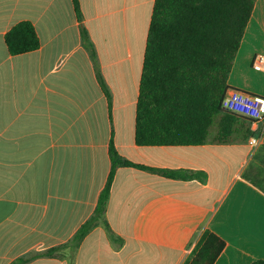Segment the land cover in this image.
I'll list each match as a JSON object with an SVG mask.
<instances>
[{
    "label": "crops",
    "instance_id": "obj_1",
    "mask_svg": "<svg viewBox=\"0 0 264 264\" xmlns=\"http://www.w3.org/2000/svg\"><path fill=\"white\" fill-rule=\"evenodd\" d=\"M153 4L0 0V264H184L205 230L225 243L213 264L264 260V133L254 148L248 138L135 142ZM21 22L39 47L10 55L4 37ZM257 54L264 0L254 2L229 88L264 97ZM111 152L131 164L116 167L101 217L78 240Z\"/></svg>",
    "mask_w": 264,
    "mask_h": 264
},
{
    "label": "trees",
    "instance_id": "obj_2",
    "mask_svg": "<svg viewBox=\"0 0 264 264\" xmlns=\"http://www.w3.org/2000/svg\"><path fill=\"white\" fill-rule=\"evenodd\" d=\"M255 0H154L148 27L135 115L140 146L231 144L251 136L250 121L222 107L228 75L251 17ZM10 55L39 47L34 28L21 22L4 37ZM91 219L76 235L85 236L101 217L115 161ZM166 175H170L164 172ZM225 246L205 230L184 264H213ZM20 258L14 264H23ZM252 264H264V260Z\"/></svg>",
    "mask_w": 264,
    "mask_h": 264
},
{
    "label": "built area",
    "instance_id": "obj_3",
    "mask_svg": "<svg viewBox=\"0 0 264 264\" xmlns=\"http://www.w3.org/2000/svg\"><path fill=\"white\" fill-rule=\"evenodd\" d=\"M252 68L264 71V55L254 56ZM222 107L250 121L251 132L257 133V136L251 135L248 144L251 148L257 146L259 136L264 133V97L228 88L222 100Z\"/></svg>",
    "mask_w": 264,
    "mask_h": 264
}]
</instances>
